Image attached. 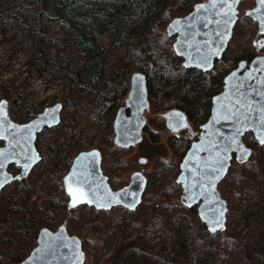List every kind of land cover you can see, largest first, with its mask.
Here are the masks:
<instances>
[{"label":"rangeland","instance_id":"obj_1","mask_svg":"<svg viewBox=\"0 0 264 264\" xmlns=\"http://www.w3.org/2000/svg\"><path fill=\"white\" fill-rule=\"evenodd\" d=\"M34 2L35 0H0V100L8 101L9 116L20 124L35 118L33 112L27 114L33 106L40 107V112L57 103L63 104L64 101L66 106L61 114V124L56 128L44 130L37 141L38 150L47 153V156L27 177L32 185L31 197L27 200L19 197L14 185H20L21 182H15L0 191V264H8L7 257L31 243L40 230L46 202L41 188L52 166L67 156L75 158L78 154L74 150L76 143L87 151L98 149L97 141L92 138L98 132L103 133L108 123L113 118L115 120L118 110L125 107V101L121 102L116 112L104 119L103 128L98 122L89 125V117L97 107V86L101 81L98 80L85 89L71 90L74 83L71 78L86 61L83 51L89 53L87 48L94 43L96 47H109L104 60L102 79L108 78L113 69L125 59V34L136 25H139L138 30L145 29L146 18L153 9V5L147 3L132 7L135 12L131 10L128 13L130 19L122 26L121 42L117 45L112 42L115 30L107 24L103 12L110 11V7L119 9L125 5V1L80 0L77 4L60 10L63 19L59 20H51L48 15L41 14V6L35 5ZM255 6V0H245L239 7V21L229 49V53L233 52L236 57L249 51L258 34L257 24L248 16ZM142 12L146 14L139 20L138 15ZM149 17L152 18V12ZM70 18H74V26L87 37L88 47L81 45L82 40L76 35V31L69 23L64 22V19ZM36 52L39 58L34 66L29 62ZM119 73L118 79L122 80L124 71ZM6 91L11 94L9 98L5 95ZM160 114L162 113L152 112L150 108L145 112L147 129L142 134V141L126 149L124 153V162L132 164L133 169L124 175H118L123 185L131 179L133 173L143 171L148 179L145 195L154 190L161 181L152 172L154 163L160 158L168 159L171 155L167 143L170 131L167 129L164 114ZM150 132L160 136L159 143L151 140ZM3 145L4 143L0 142V147ZM117 154H114V158ZM140 159H146L147 162L141 164ZM114 165L115 159L107 162L103 160L104 172ZM10 171L16 175L21 170L12 165ZM243 194L244 202L241 199L238 209L231 211V224L239 227V230H245L246 234L251 233L255 238H260L264 235V154L259 174L245 181ZM113 211L103 223L85 227L78 221L69 229L80 240L85 238L94 242L91 252L84 251V264H111L113 255L122 244L131 245L126 264H174L170 258L176 257L180 249L185 248V253H190L191 250L188 251L189 247L186 246L190 243L185 237L187 226H181L176 237L177 246L173 249L166 230H161L164 228L162 222L165 218L161 211L153 213V210L138 207L134 211L136 215H127L122 219L118 218L120 209ZM85 214L92 215L88 210L82 217ZM245 216L246 221L243 220ZM20 219L24 221L18 226L16 222ZM26 223L31 226L27 232L24 231ZM164 233L167 236L163 237ZM174 250L176 253L170 257L169 254ZM111 252L113 255L110 259L108 255ZM212 257L213 253H210L209 259ZM254 259L256 263L260 260L259 257ZM175 264L185 262L180 257Z\"/></svg>","mask_w":264,"mask_h":264},{"label":"trees","instance_id":"obj_2","mask_svg":"<svg viewBox=\"0 0 264 264\" xmlns=\"http://www.w3.org/2000/svg\"><path fill=\"white\" fill-rule=\"evenodd\" d=\"M79 1L35 0L34 3L41 6V14L48 15L51 20H59L63 19L60 10L69 5H75ZM123 1H125V5L119 9L110 7V11L103 12V18H107V24L115 30L113 44H120L122 26L127 19H130L128 13L131 10L135 12L132 7L142 3L153 5V9L150 10L152 18L149 17L150 12L145 21V29L138 30L139 25H136L125 34V59L113 69L106 79H102L104 74L103 65L109 47H96L94 43L89 48L86 45L87 37L82 34L78 27L74 26L76 24L74 18L64 19V22L69 23L71 28L76 31L79 39L82 40L81 45L87 46V49L90 50L89 53L83 51L86 54V61L76 75L71 78L74 82L71 85V90L85 89L98 80L101 81L97 86V107L89 117V125L98 122L103 128L104 119L114 114L119 104L126 100L131 90L132 76L136 73L144 74L147 79L149 108L152 112L165 115L171 110L181 109L188 115L192 130V133L183 130L179 136L172 135L169 137L167 143L171 151L170 157L157 160L152 170L161 181L154 190L145 195L142 205L139 206V208L153 210V213L161 211L163 216L167 218V220L164 218L162 224H164L163 229L169 235L168 240L173 249L177 246L176 237L181 226L183 224L187 226L185 237L187 242L190 243L186 246L189 247L188 251H191L186 254L185 248L180 249L176 257L170 258L172 263L175 264V261L180 257L183 258L185 264H260L264 262V235L260 238L258 236L259 239H257L251 233L246 234L245 230H239L240 228L233 225V223L231 224L230 221L231 211L238 209L240 205L245 181L259 174L261 160L263 159L264 147L257 143L253 134L245 139L247 146L253 150V157L245 163L234 159L229 176L222 184L221 194L229 206L228 223L225 231L216 234L209 232L199 216L198 207L189 209L184 205L182 188L177 182L182 159L191 144L198 139L201 126L210 116L213 97L222 92L225 77L238 66L240 61L250 63L256 57L264 56V35L258 38L256 36L249 51L243 53L240 57L226 54L216 62L215 68L211 72L203 73L199 70L184 67L183 61L174 49L175 37L169 33L168 26L175 19L188 15L195 5L207 0ZM145 14V12H142L141 15H138L139 20ZM102 30L104 29L102 28ZM259 40L263 41L260 42L261 45L257 44ZM38 58L36 52L32 55L29 63L36 66L35 62ZM121 70L124 71V76L122 80H119L118 76ZM5 95L8 98L11 96L9 91H6ZM63 105L66 106V101ZM32 112L36 117L41 113L40 107L33 106L27 111V114ZM150 135L154 143L160 142V136L157 133L150 132ZM92 139L97 141V148L102 152L105 162L115 159L114 167L105 171L111 179L110 184L113 189L117 190L126 186L130 179L121 185L118 175H124L133 168L132 164L123 160L126 149L122 148V153L121 148L115 143L114 118L108 123L103 133L98 132ZM74 150L77 153L87 151V149L80 147L78 143H76ZM115 153H118L116 158H114ZM41 154L43 158L47 156L45 152ZM73 160V157L67 156L52 166L47 180L41 188L42 194L46 197V202L41 216L40 230L37 231L31 243L7 257L8 264H20L31 254L37 244L39 232L43 228L55 231L59 226L66 224L69 233L74 235L75 233L69 229L78 221L85 227L92 226L99 222L103 223L105 219L114 213V211H100L88 206L73 208L70 205L64 192L63 179L70 170ZM112 176L114 177L112 178ZM14 186L22 200L31 197L32 185L28 178L24 179L20 185L15 184ZM86 210L91 212L92 215L87 216L85 214L82 217ZM252 212L254 213V210ZM127 215L134 216L136 213L120 209L118 218L122 219ZM243 220L246 221L247 216ZM23 221V219H20L16 222V225H21ZM30 228L31 226L26 223L24 231L27 232ZM81 241L84 251L91 252L94 242L85 238ZM130 249L131 245L122 244L113 255L111 264H126ZM174 253H176L175 250ZM210 253H213L211 260L209 259ZM169 256L171 257V254ZM255 257L260 258L257 263Z\"/></svg>","mask_w":264,"mask_h":264},{"label":"water","instance_id":"obj_3","mask_svg":"<svg viewBox=\"0 0 264 264\" xmlns=\"http://www.w3.org/2000/svg\"><path fill=\"white\" fill-rule=\"evenodd\" d=\"M245 0H207L194 6L185 17L172 21L168 30L176 38L174 49L187 69L211 72L226 53L239 20V6ZM248 16L258 26V37L264 35V7L258 0ZM228 5L233 7L229 8ZM259 9V11H257ZM3 103L4 119L0 124V191L22 182L43 161L37 141L46 129L61 124L62 103L45 108L33 120L20 124L9 116V103ZM149 109L146 76L136 73L131 79V90L125 107L118 110L114 120L115 143L129 149L143 139L147 125L145 112ZM172 132L188 130L192 133L188 116L175 109L163 115ZM264 119V56L249 64L245 61L224 79L221 93L212 99L208 120L201 126L195 140L181 162L177 182L181 185L184 205L198 207L199 216L211 234L227 228L228 202L221 194V186L228 177L234 159L249 161L253 151L245 143L252 133L257 143ZM242 146V147H241ZM247 154L241 159V151ZM222 161L218 164L217 161ZM142 159L140 163H146ZM20 168L14 175L10 167ZM27 165V168H25ZM219 169V171H214ZM148 179L143 171L132 174L128 185L114 190L103 170V154L99 149L83 151L74 158L63 179V187L70 205L92 207L100 211L126 209L134 212L143 203ZM71 191L72 195H69ZM104 205V206H101ZM218 221V223H214ZM214 229V230H213ZM82 241L69 233L67 225L55 231L43 228L31 254L20 264H84Z\"/></svg>","mask_w":264,"mask_h":264},{"label":"snow or ice","instance_id":"obj_4","mask_svg":"<svg viewBox=\"0 0 264 264\" xmlns=\"http://www.w3.org/2000/svg\"><path fill=\"white\" fill-rule=\"evenodd\" d=\"M238 2V0H236ZM259 4L264 7V0H258ZM229 8L233 7L232 5H228ZM259 11V9L257 10ZM262 29H264V24H262ZM4 105L3 103H0V124L3 123L4 119V113H3ZM261 132L262 134L258 136V139L260 143L264 144V119L261 120ZM242 147V146H241ZM247 154V150L241 151V159ZM3 156V153H0V157ZM218 164H222V161L218 160ZM0 167H3V164H0ZM25 168H27V165H25ZM214 171H219V169H214ZM69 195H72L71 191L69 192ZM104 206V205H101ZM73 207H75V203H73ZM214 223H218V221H214ZM214 230V229H213Z\"/></svg>","mask_w":264,"mask_h":264},{"label":"flooded vegetation","instance_id":"obj_5","mask_svg":"<svg viewBox=\"0 0 264 264\" xmlns=\"http://www.w3.org/2000/svg\"><path fill=\"white\" fill-rule=\"evenodd\" d=\"M239 7H240V6H239ZM238 16H239V15H238ZM238 21H239V20H238ZM175 41H176V38H175ZM260 42H263V41H262V40H259L257 44H258V45H261ZM174 43H175V42H174ZM173 46H174V45H173ZM262 46H263V44H262ZM229 49H230V43H229L228 49H227L226 53L224 54V56H225L226 54H229V55H231V56L234 57L235 54H234L233 52H230V53H229ZM224 56H223V57H224ZM178 57H179V56H178ZM179 58H180V57H179ZM180 59H181V58H180ZM181 60H182V59H181ZM240 62H242V61H240ZM240 62H239V63H240ZM245 62H246V61H245ZM239 63H238V65H239ZM248 64H249V63H248ZM234 69H235V68H234ZM234 69H233V70H234ZM233 70H232V71H233ZM174 110H175V109H174ZM179 110H181V109H179ZM171 111H172V110H171ZM182 111H183V110H182ZM169 112H170V111H169ZM183 112H184V111H183ZM160 115H162V114H160ZM187 116H188V115H187ZM188 120H189V118H188ZM146 126H147V125H146ZM145 129H147V127H146ZM167 129H168V128H167ZM168 130H169V129H168ZM144 131H145V130H144ZM169 131H170V136H172V135H177V136H179L180 133H181L183 130L178 131V132H172L171 130H169ZM250 134H252V133H250ZM250 134H249V135H250ZM249 135H248V136H249ZM248 136H247L246 138H248ZM246 138H245V139H246ZM249 148H250V147H249ZM252 151H253V150H252ZM42 157H43V156H42ZM252 157H253V156H252ZM141 160H142V159H140L139 162H140ZM141 164H142V163H141ZM229 172H230V171H229ZM107 176H108V175H107ZM228 176H229V174H228ZM108 177H109V176H108ZM227 178H228V177H227ZM227 178H226V179H227ZM109 182H110V179H109Z\"/></svg>","mask_w":264,"mask_h":264},{"label":"built area","instance_id":"obj_6","mask_svg":"<svg viewBox=\"0 0 264 264\" xmlns=\"http://www.w3.org/2000/svg\"><path fill=\"white\" fill-rule=\"evenodd\" d=\"M244 197H245V194H243V196H242V202H244ZM161 230H163V228H162ZM161 230H160V231H161ZM160 231H159V232H160ZM166 233H167V232H166ZM166 233L163 234V237L167 236ZM166 238H167V237H166ZM113 252H114V251H113ZM113 252L109 253L108 258L111 259L112 255H113ZM170 254H171V256H173L174 252H171Z\"/></svg>","mask_w":264,"mask_h":264}]
</instances>
